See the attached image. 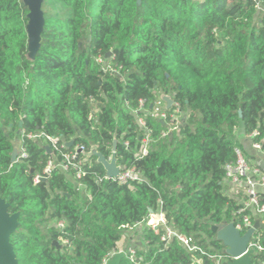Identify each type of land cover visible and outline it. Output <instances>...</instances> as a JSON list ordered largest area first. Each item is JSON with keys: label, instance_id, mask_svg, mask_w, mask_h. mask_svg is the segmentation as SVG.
I'll return each instance as SVG.
<instances>
[{"label": "trees", "instance_id": "16d2710c", "mask_svg": "<svg viewBox=\"0 0 264 264\" xmlns=\"http://www.w3.org/2000/svg\"><path fill=\"white\" fill-rule=\"evenodd\" d=\"M257 4L264 8V0H43L42 42L29 61L27 8L0 0V199L19 214L10 238L18 264H102L123 238L121 250L134 249L140 262L215 263L175 238L161 241L163 228L155 235L145 223L162 212L207 254L223 250L211 226L231 222L239 208L225 194L224 167L244 136L257 133L251 141L264 150V12ZM161 94L186 113L164 137L166 125L148 111ZM140 101L150 139L143 157L145 130L133 113ZM45 137L73 141L65 152L95 147L105 158L117 140V164L134 167L142 182L98 183L105 172L91 155L80 180L53 169L34 183L57 155ZM15 142L27 158L12 163ZM136 225L143 227L138 242L127 236Z\"/></svg>", "mask_w": 264, "mask_h": 264}, {"label": "built area", "instance_id": "2783aa9c", "mask_svg": "<svg viewBox=\"0 0 264 264\" xmlns=\"http://www.w3.org/2000/svg\"><path fill=\"white\" fill-rule=\"evenodd\" d=\"M256 8L257 10L264 12V8L259 4L256 5ZM96 61L97 63L103 65L105 70H111L109 66H105V62L102 58H98ZM172 109L173 111L169 113ZM148 111L151 116L166 125L167 130L162 134L163 137L169 132L175 130L180 124L179 117L182 115V112L178 104L173 103L171 109L166 110V104L159 98L150 105ZM139 112H147L145 109V101H140L138 109L133 111L137 117L138 125L141 129L145 130L144 136L140 139L139 149V154L143 157L146 156L148 152L150 139L144 119L138 117ZM256 135L257 133H253L248 137L252 139ZM39 137V135L28 136L29 139H36ZM45 139L48 142V146L46 148L49 149L50 153L53 152V154H57L60 159L58 160L56 157L57 155H54V159L48 160L42 172L35 176L34 183L44 180L53 169H60L64 173L71 175L73 179L80 180L85 176L83 167L88 163V157L95 155V152L99 153L95 147H92L89 151H87L84 146L79 145L75 146L72 151L65 152L64 149L68 148L67 144L60 143L57 138L45 137ZM124 146L127 148L128 142H125ZM17 148L18 152L16 161L25 160L27 158L25 148L21 144L18 145ZM252 148L264 153V150L261 148L259 143L252 142ZM233 153L235 157L234 161L226 164L224 167V183L227 186L225 194L234 198L239 203V208L233 214V219L229 223H233L234 227L241 234H244L247 230L253 228L255 221L259 222L261 228L255 230L247 247V249H252L254 251V258L258 254L264 253V245L262 244L264 236L260 233V231H264V198L262 197L264 194V172L259 167L250 164L248 158L245 156L240 147L235 146L233 148ZM113 154H115V152L111 149L109 158H105L107 162L111 161ZM96 162L99 163L98 158H96ZM99 164L101 165V163ZM116 167L118 169V173L114 177H108L106 170L103 168L105 172L104 176L97 177V182L100 183L105 180H111L119 184L142 182L140 173L134 167L126 168L124 166H120L117 164V161ZM83 188L84 186L81 183L76 185V189L78 191ZM158 204H161V202L159 201ZM145 225L152 230L155 235H158L159 230L163 228L164 234L161 236V241L163 242H168L172 238H175L190 253L197 252L202 256H207L212 259L215 258L216 260L218 258V256H211L207 254L203 249L195 245L192 238H188L177 233L172 225L167 224L162 212L158 211L155 214H151ZM58 227L62 228L63 222H59ZM124 254L125 258H127L132 264H150L147 262L144 263L137 261L135 258V250L132 248L129 249L128 253L124 252ZM110 257L111 256L108 258ZM106 260H104L102 264H105ZM253 264H264V260H259L258 262L253 261Z\"/></svg>", "mask_w": 264, "mask_h": 264}, {"label": "water", "instance_id": "95a60500", "mask_svg": "<svg viewBox=\"0 0 264 264\" xmlns=\"http://www.w3.org/2000/svg\"><path fill=\"white\" fill-rule=\"evenodd\" d=\"M23 5L27 8V24L25 31L27 34V59L34 61L40 49L42 42V32L44 28V15L42 11L43 0H22ZM140 3V0H137ZM80 46V45H79ZM110 53L106 55V58ZM166 104V110L171 109L173 100L170 96L161 94L159 96ZM73 141L67 143V147L73 146ZM117 140L113 141L112 151L115 152ZM49 152V149L46 148ZM18 148L15 146L11 154V162L17 160ZM99 163L106 170L108 177H114L118 173L116 167L115 154L112 155L111 161L107 162L105 157L95 152ZM258 166L264 172V164L259 163ZM19 226V214L9 212V205L0 199V264H18L14 248L10 242L11 236L16 232ZM261 228L258 221H255L253 228L241 234L233 225V223L223 222L219 225L211 226V232L214 234L215 240L220 242L223 250L218 255L214 264H253L254 251L247 249L251 237L255 230ZM58 249L61 246L54 243ZM125 258L124 252H117L106 260L105 264H121Z\"/></svg>", "mask_w": 264, "mask_h": 264}, {"label": "crops", "instance_id": "0c3cea01", "mask_svg": "<svg viewBox=\"0 0 264 264\" xmlns=\"http://www.w3.org/2000/svg\"><path fill=\"white\" fill-rule=\"evenodd\" d=\"M240 145H241L240 148L242 149V151L245 154V156L248 158V160H249L251 165H255V166L259 167L258 166L259 163H263L264 164V153L262 151L255 150V149L252 148V141H251V139L248 136H244V137L240 138ZM141 229H142V226L138 225V226L134 227L133 229H131L128 232L127 236L128 237H133L134 233H137V232L141 231ZM133 241H134V239H133ZM124 246H125V244L121 245V242H120L118 244V247H119V251L118 252H123L121 249ZM196 263L199 264L198 261Z\"/></svg>", "mask_w": 264, "mask_h": 264}, {"label": "rangeland", "instance_id": "374dc122", "mask_svg": "<svg viewBox=\"0 0 264 264\" xmlns=\"http://www.w3.org/2000/svg\"><path fill=\"white\" fill-rule=\"evenodd\" d=\"M184 117H186V113L185 112H183L182 113V115L179 117V120H180V122L182 121V119L184 118ZM19 145V143L18 142H15V146H18ZM143 228V227H142ZM142 230V229H141ZM140 232L141 231H139V232H137V233H134V236H133V239H134V241L135 242H138V241H140ZM128 242L126 241V238H123L122 240H121V245H124L125 244V246L122 248V249H124L125 247H126V245H128L127 244ZM129 244H131V243H129Z\"/></svg>", "mask_w": 264, "mask_h": 264}]
</instances>
